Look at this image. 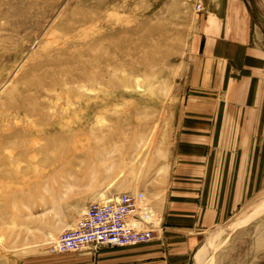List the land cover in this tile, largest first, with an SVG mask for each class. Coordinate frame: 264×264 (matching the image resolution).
Returning <instances> with one entry per match:
<instances>
[{
    "label": "rangeland",
    "instance_id": "obj_1",
    "mask_svg": "<svg viewBox=\"0 0 264 264\" xmlns=\"http://www.w3.org/2000/svg\"><path fill=\"white\" fill-rule=\"evenodd\" d=\"M213 19L264 39V0H0V94L18 80L56 82L46 118L55 105L79 114L66 127L77 151L58 169L0 166V264L55 253L90 204L140 193L151 210L166 201L177 124ZM11 172L25 182H7ZM257 186L238 189L237 209L202 238L195 264H264Z\"/></svg>",
    "mask_w": 264,
    "mask_h": 264
},
{
    "label": "crops",
    "instance_id": "obj_2",
    "mask_svg": "<svg viewBox=\"0 0 264 264\" xmlns=\"http://www.w3.org/2000/svg\"><path fill=\"white\" fill-rule=\"evenodd\" d=\"M211 21L177 124L170 192L152 210L155 240L46 252L26 264H195L202 238L237 209L238 189L257 186L264 174V39Z\"/></svg>",
    "mask_w": 264,
    "mask_h": 264
},
{
    "label": "bare ground",
    "instance_id": "obj_3",
    "mask_svg": "<svg viewBox=\"0 0 264 264\" xmlns=\"http://www.w3.org/2000/svg\"><path fill=\"white\" fill-rule=\"evenodd\" d=\"M55 89L56 82L43 85L41 81L19 83L18 80L0 94V155L6 154L0 157V166L8 165L15 171L22 162L26 172L36 166L56 170L66 155L77 151L73 134L66 132V127L74 123L73 117L79 115L76 109L63 113L58 112L55 105V111L49 114V119L46 118L45 111L52 107L44 96H50ZM65 119L68 121L64 122ZM12 173L3 175L7 182L23 179ZM43 179L33 176L32 182L38 185ZM21 181L25 182L24 179ZM13 195V192H7L4 197L10 199Z\"/></svg>",
    "mask_w": 264,
    "mask_h": 264
},
{
    "label": "built area",
    "instance_id": "obj_4",
    "mask_svg": "<svg viewBox=\"0 0 264 264\" xmlns=\"http://www.w3.org/2000/svg\"><path fill=\"white\" fill-rule=\"evenodd\" d=\"M154 231L153 211L145 196H123L90 204L73 227L57 236L53 251L64 254L145 245L152 241Z\"/></svg>",
    "mask_w": 264,
    "mask_h": 264
}]
</instances>
